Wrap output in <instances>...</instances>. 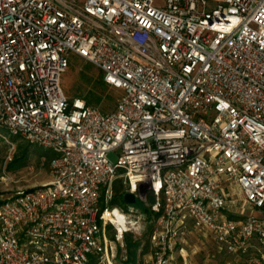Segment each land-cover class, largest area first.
<instances>
[{"label":"built area","instance_id":"2783aa9c","mask_svg":"<svg viewBox=\"0 0 264 264\" xmlns=\"http://www.w3.org/2000/svg\"><path fill=\"white\" fill-rule=\"evenodd\" d=\"M70 55L123 91L113 112L68 99ZM4 133L51 152L53 179L0 188V264L106 255L137 211L110 207L119 179L153 200L148 264H175L190 226L264 264V0H0ZM229 185L250 214L228 215Z\"/></svg>","mask_w":264,"mask_h":264},{"label":"rangeland","instance_id":"374dc122","mask_svg":"<svg viewBox=\"0 0 264 264\" xmlns=\"http://www.w3.org/2000/svg\"><path fill=\"white\" fill-rule=\"evenodd\" d=\"M69 59V68L62 78V88L68 99L70 101L77 99L85 101L87 105L97 108L103 113L113 112L123 96V91L106 85L102 80V72L89 61L76 55H70ZM119 155V152H113L109 158L116 163ZM52 157L51 152L32 145L23 138L12 137L4 133L3 136H0V178L5 177L7 185L0 186V188H7L15 192L49 183L53 179L50 169ZM16 158L19 161L17 160L14 169L9 170L10 163L15 162ZM127 191L128 188L124 185L123 180H117L114 184V199L110 207L129 211V205L125 204L123 198ZM227 193L230 211L244 209L245 214L251 213L239 187L229 185ZM152 201L151 198L146 201L138 198L136 204L133 205L137 211L130 216L132 223L129 225V232L119 240L117 231L109 228L107 233L108 253L100 259L92 257L91 261L97 260L96 264L151 263L154 255L151 236L156 224V217L150 210ZM230 256L222 252L216 257V260L231 262L233 258ZM174 258L175 264H180L181 260L176 256L175 251ZM242 263L244 264L240 260L239 264Z\"/></svg>","mask_w":264,"mask_h":264},{"label":"crops","instance_id":"0c3cea01","mask_svg":"<svg viewBox=\"0 0 264 264\" xmlns=\"http://www.w3.org/2000/svg\"><path fill=\"white\" fill-rule=\"evenodd\" d=\"M238 213V209H235V211L228 209L230 217L236 218L239 216ZM218 250L219 247L210 234L196 231L190 226L186 235L177 242L175 254L181 260L180 264H239L240 260L233 256H230L233 258L231 262L226 260L224 262L217 261L216 257L222 253Z\"/></svg>","mask_w":264,"mask_h":264},{"label":"water","instance_id":"95a60500","mask_svg":"<svg viewBox=\"0 0 264 264\" xmlns=\"http://www.w3.org/2000/svg\"><path fill=\"white\" fill-rule=\"evenodd\" d=\"M123 198H124L125 204L127 205H134L137 202L136 196L132 192H129V191H127L124 194Z\"/></svg>","mask_w":264,"mask_h":264},{"label":"trees","instance_id":"16d2710c","mask_svg":"<svg viewBox=\"0 0 264 264\" xmlns=\"http://www.w3.org/2000/svg\"><path fill=\"white\" fill-rule=\"evenodd\" d=\"M102 80H103V82L105 83L103 75H102ZM105 84H106V83H105ZM106 85H107V84H106ZM108 86H109V85H108ZM47 154H48V153H47ZM52 156H53V155H52ZM17 160L19 161V159L16 158V159H15V162L12 161V162L10 163V165H9V167H8L9 170L14 169ZM97 262H98L97 260H96V261H91L90 264H96Z\"/></svg>","mask_w":264,"mask_h":264},{"label":"bare ground","instance_id":"6f19581e","mask_svg":"<svg viewBox=\"0 0 264 264\" xmlns=\"http://www.w3.org/2000/svg\"><path fill=\"white\" fill-rule=\"evenodd\" d=\"M118 221L124 226L123 220L120 217Z\"/></svg>","mask_w":264,"mask_h":264}]
</instances>
